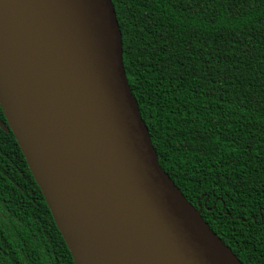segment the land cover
I'll return each instance as SVG.
<instances>
[{
    "label": "water",
    "instance_id": "obj_1",
    "mask_svg": "<svg viewBox=\"0 0 264 264\" xmlns=\"http://www.w3.org/2000/svg\"><path fill=\"white\" fill-rule=\"evenodd\" d=\"M0 109L74 264H243L159 165L111 0H0Z\"/></svg>",
    "mask_w": 264,
    "mask_h": 264
},
{
    "label": "trees",
    "instance_id": "obj_2",
    "mask_svg": "<svg viewBox=\"0 0 264 264\" xmlns=\"http://www.w3.org/2000/svg\"><path fill=\"white\" fill-rule=\"evenodd\" d=\"M111 2L159 165L241 263L264 264V0ZM0 264H74L1 128Z\"/></svg>",
    "mask_w": 264,
    "mask_h": 264
},
{
    "label": "clouds",
    "instance_id": "obj_3",
    "mask_svg": "<svg viewBox=\"0 0 264 264\" xmlns=\"http://www.w3.org/2000/svg\"><path fill=\"white\" fill-rule=\"evenodd\" d=\"M238 259V258H237Z\"/></svg>",
    "mask_w": 264,
    "mask_h": 264
}]
</instances>
